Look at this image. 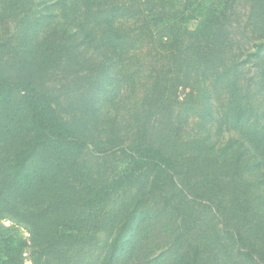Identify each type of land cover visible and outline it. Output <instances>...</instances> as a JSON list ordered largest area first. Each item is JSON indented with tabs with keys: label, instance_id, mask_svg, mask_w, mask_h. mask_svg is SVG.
<instances>
[{
	"label": "rangeland",
	"instance_id": "obj_1",
	"mask_svg": "<svg viewBox=\"0 0 264 264\" xmlns=\"http://www.w3.org/2000/svg\"><path fill=\"white\" fill-rule=\"evenodd\" d=\"M199 1L222 18L216 41L179 23L167 62L159 19L175 25L187 0H119L133 5L114 15L120 38L82 0H0V79L17 85L0 107V264H264V0ZM143 15L153 38L136 29ZM26 85L85 142L79 155L39 151L29 187L11 178L32 136ZM144 144L175 159L160 189L133 166Z\"/></svg>",
	"mask_w": 264,
	"mask_h": 264
},
{
	"label": "trees",
	"instance_id": "obj_2",
	"mask_svg": "<svg viewBox=\"0 0 264 264\" xmlns=\"http://www.w3.org/2000/svg\"><path fill=\"white\" fill-rule=\"evenodd\" d=\"M190 1L187 0V5L183 9L184 11L178 13L179 17L175 25H172L171 17L167 18L170 15L168 11L164 12V15L160 17L159 22L162 24V36H160V39L162 45L166 48L168 47L165 51L170 50L178 42V32L175 27H178L179 23H185L188 26V24L194 21L196 25L192 33L196 38L205 37L211 42V45L216 41L215 39L222 29V18L216 16L215 11L206 7L201 1ZM82 4L88 12H91L92 8H96L101 17L106 20L105 25L103 24V30L107 35H115L117 38H120L119 35H123L120 32V25L112 21L118 11L128 14L125 9L118 7V5L132 9L133 5L131 2L129 5H126V3L119 2V0H112L111 5L104 6L102 4L94 5V0H82ZM114 6L115 9L112 11L111 9ZM192 6H195L190 12L192 16H186V12ZM108 12L110 14L107 17L104 16ZM90 17L92 19L94 16ZM93 19L96 20L95 17ZM133 19H135L134 24L136 29L140 31L141 36L146 33L145 37H148V33L153 38V33L146 24V17L144 15L142 20H140V17H134ZM262 47L264 48V45ZM169 52L165 55V61L167 62L173 57L171 50ZM204 61V68H208V71L215 69V61L210 59L208 55H204ZM207 74L208 72H205V75ZM16 87L17 85H14L12 82L0 79V107L11 104ZM21 91L23 93V104L29 113L27 130L32 136L25 141L23 147L16 155L11 166V178L13 182L29 187L32 183L30 173L27 171V164L35 158L39 151H50L58 155H79L85 148V142L57 116L52 106V100L48 95L39 92L31 85L23 86ZM132 160L134 161L133 166L136 169L135 171L142 170L155 175L154 188L156 189L161 188L160 182L162 176L175 167V159L173 157L167 155L161 147L151 144L139 145ZM128 181L129 177L125 176L102 186L98 190L91 189V194L93 195L92 201L97 205H102L114 192L123 188ZM137 209L138 207L125 217L120 226L119 233L114 240L113 250H117L120 241L133 227L137 218Z\"/></svg>",
	"mask_w": 264,
	"mask_h": 264
}]
</instances>
